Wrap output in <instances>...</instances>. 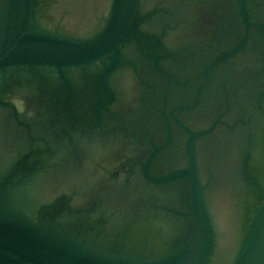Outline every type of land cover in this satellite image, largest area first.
<instances>
[{
  "label": "water",
  "instance_id": "obj_1",
  "mask_svg": "<svg viewBox=\"0 0 264 264\" xmlns=\"http://www.w3.org/2000/svg\"><path fill=\"white\" fill-rule=\"evenodd\" d=\"M0 264H264V0H0Z\"/></svg>",
  "mask_w": 264,
  "mask_h": 264
}]
</instances>
